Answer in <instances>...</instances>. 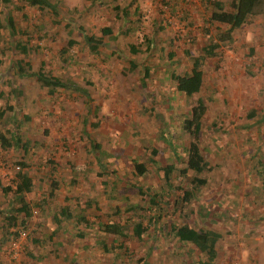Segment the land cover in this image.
Wrapping results in <instances>:
<instances>
[{
    "label": "rangeland",
    "instance_id": "374dc122",
    "mask_svg": "<svg viewBox=\"0 0 264 264\" xmlns=\"http://www.w3.org/2000/svg\"><path fill=\"white\" fill-rule=\"evenodd\" d=\"M58 7L61 12L55 16L50 11L39 14L23 0L6 4L0 0V84L6 81L0 85V107L13 109L3 130L12 131L18 120L22 136L19 149L0 150V161L7 165L0 166V207L9 206L13 194L3 196L2 188L13 186L21 172L16 168L23 161L37 179L34 192L25 197L33 211L47 195L52 179L62 185L56 199L45 206V214L31 218L30 238L20 240L14 251L11 242L0 246V264H134L126 261L123 249L117 250V259L115 248L121 238L102 235L99 222H118L130 228L134 238L123 244L134 261L147 255L149 264H188L172 236L154 235L156 218L162 227L187 224L220 232L214 264H264V181L260 174L264 172V122L255 124L259 115L247 118L253 111L264 110L263 14L235 30L232 41L220 43L218 56L203 66L201 92L187 98L176 91L172 73L188 71L191 57L200 53L201 46L217 41L228 30L210 23L202 0H59ZM263 8L264 2L259 11ZM9 17L23 35L11 37ZM78 27L83 30L76 31ZM106 28L116 39L106 37L100 55L74 47L68 55L77 59L75 65L65 61L68 55H60L70 38L82 41L84 34L102 37ZM28 37L29 48L36 49L25 57L31 61L32 71L41 69L46 75L71 81L78 91L69 86L50 94L35 77H17L12 63L19 54L14 45L17 40L27 42ZM132 46L138 48L137 54L132 53ZM133 60L137 63L134 68ZM145 68L150 70L148 77ZM199 98L207 106L202 154L214 169L206 175L208 184L202 192L195 193L189 207H182L180 198L188 185L180 181L182 189L173 187L174 197L163 168L176 166L175 179L184 161L179 164L176 160L164 132L169 129L176 151L185 158L188 136L182 132V121ZM51 159L57 163L55 171H50ZM152 159L157 163L152 165ZM134 162L146 163L149 172L133 175ZM170 183L174 184L171 177ZM147 189L156 197L162 189L166 192L159 217L160 211L148 203ZM66 198L70 201L64 203ZM135 204L142 208L139 213L128 210ZM63 206L73 215L85 209L87 222L76 227L75 220L69 221V232L54 237L60 240L55 244L50 234L59 227L52 216ZM3 219L0 215V226ZM139 221L146 228L141 239L133 233ZM78 231L84 238L75 237ZM33 236L43 238L44 245H35ZM102 238L107 250L97 244ZM185 248L197 260L202 259L197 249ZM29 252L39 260L29 259ZM13 254H17L15 258Z\"/></svg>",
    "mask_w": 264,
    "mask_h": 264
},
{
    "label": "trees",
    "instance_id": "16d2710c",
    "mask_svg": "<svg viewBox=\"0 0 264 264\" xmlns=\"http://www.w3.org/2000/svg\"><path fill=\"white\" fill-rule=\"evenodd\" d=\"M12 0H2L3 3H10ZM29 7L35 8L38 13L41 14L42 12L50 11L53 15L58 16L61 12L60 8L58 7L59 0H56L55 3H52L50 0H23ZM203 3L206 4L207 9L210 13V23L212 24H218L222 26H226L228 28L227 32L225 34H219L217 41L215 40H209L206 42L204 46H201L200 53L197 56H193L192 58V65L190 69L180 75H176L175 73H172L171 79L175 82L176 91L187 98H192L195 95L199 94L203 88L204 84V71L203 66L209 59H214L218 56V49L220 48V43H224L226 41H232V33L241 28L244 24H246L250 18H253L257 15L263 14L264 18V8L262 12L259 11L260 6H262L264 0H231L230 2H225L222 0H202ZM129 4L124 8L125 13L128 11ZM115 10H118V7L114 8ZM127 14V13H126ZM9 23V31L11 34V37L17 38L16 35H23L19 29L16 28L14 20L9 17L8 18ZM68 22V25H70ZM5 28L4 26H1V28ZM69 28V27H68ZM69 32H72V29H69ZM83 28H76V31H81ZM102 37H97L92 34L85 35L82 37V41L75 40L73 38H70L67 42L66 48L62 49L60 51V55L62 57L67 56L71 49L77 46H81L84 51H87L88 54L98 56L100 55L99 49L100 47L104 46L105 44V38L111 37V40L114 41L116 37L111 36L112 32L108 28L103 29ZM31 38L28 37L27 42H22L20 40H17L14 45V49L18 52L17 59L15 60L13 64V67L16 68V73L18 78H28V77H35V81L39 84L41 88L48 89L50 94L56 93L59 89H66L69 88V86L78 91V86L75 83H72L71 81H67L69 84H67L66 81H62L61 78H55L49 75H46L41 69L34 73L32 71V65L30 60H25V57L29 56L32 52H34L36 49L29 48V43L31 42ZM139 52L137 47L132 46V53L137 54ZM254 53V50H250V54ZM173 54H169V57L171 58ZM76 60L73 56L68 55L65 58V61L68 62V64L75 65ZM2 65V60L0 59V66ZM132 68L137 66V63L133 60L131 61ZM149 68H145V77H148L149 75ZM16 75V74H15ZM9 85V84H8ZM16 84L13 86V91L16 92ZM19 95H22V92H19ZM12 112L13 109L9 107H0V146L1 149L4 151L10 150V149H19L21 143H22V136L20 135L19 129L21 124L18 122V120H15V123L17 124L16 127L12 131H6L4 132V128L6 127L9 119V113ZM207 111L206 103L203 99L199 98L195 102V104L191 107L190 112L187 116L183 118L182 121V132L184 135L188 136V145L186 148H184L185 158L182 155H179L176 151V145L175 141L172 138L171 132L169 129H167L164 134L165 137H168L169 140V146L171 149L174 150V154L176 157V160L179 162V164L183 163L184 166L179 168L178 178L172 177V172L176 171V166L168 165L163 168V174L164 178L166 179V185L169 186L170 189H172L171 194L175 197V193L173 192V187L178 189H182V187L179 185L180 181L183 183L185 182L188 187L183 192L181 196V206L182 207H189V202L194 199L195 193H201L202 190L206 187L208 184V180L206 175L210 174L214 166H211L209 161L204 157L202 154V133L205 129L204 124V117ZM255 115H259L258 122H255V124H259L264 122V110L262 112L253 111L247 115V118L253 119ZM28 117H24V120H27ZM93 126H96L93 124ZM29 143V141H27ZM29 145V144H28ZM24 151L28 152L29 147H24ZM152 154L155 156L157 154L156 150L152 151ZM185 159V160H184ZM99 160V165L101 169H105V167L102 165V160ZM51 164V170L55 171L57 168V163L54 159H51L49 161ZM152 164H156L157 162L155 159H152L150 161ZM152 164V165H153ZM264 165V164H263ZM18 167H21V172L17 174V176L14 178L13 186H9L8 188H2V192L4 195L8 194V192H11L13 195H11V198L8 203V207H0V215L4 216V223L0 226V246H5L7 243H14L21 238V235L24 233L25 238H30L33 232L30 231V222L31 218L35 214L44 215L46 210H44L45 206L47 204L53 202L57 197V192L62 188L61 181L58 179H52L51 182L48 184L47 189V195L43 196L41 198V201L38 202L35 205L36 211H33V208L30 206V204L26 201L25 197L27 195H30L34 192L37 184L36 176L33 175L29 171V166L26 164V162L19 163ZM148 165L146 163L142 162H134L133 164V175L135 176H144L147 172H149ZM262 180L264 181V172H261ZM170 177L171 182L173 181L174 184L170 183ZM46 182V180L44 179ZM1 186V182H0ZM140 195H143V189H139ZM146 195L150 199L148 203L152 207H156V211H160L159 214H157V217L161 216L164 212L163 205L166 204L163 202V198L166 194V192L162 189L159 196H155V192H152V190L147 189ZM160 198V200L158 199ZM70 199L66 198L64 200V203L69 202ZM147 203V204H148ZM1 206V205H0ZM50 208V207H48ZM88 208L87 204L85 205V209ZM82 210V212L79 215H73L71 209L68 206H63L60 208L59 211L53 214L52 220L58 225L59 228H56L52 230L50 234V240H55L54 237H59L60 234L67 233L69 230H66L67 224L71 220H75L76 227L83 222L86 221V216L83 214L86 210ZM128 210L133 211L134 213H139L142 208L140 205H132L128 208ZM157 219V218H156ZM155 219V233L154 235H157L159 232L163 237L167 238L172 236V240L175 241L176 244L181 245L179 247L180 252H182L184 255L187 256L188 264H214L217 255H218V244L220 243L222 239V235L220 232L212 229H202V228H194L190 227L187 224L178 225V224H172L169 227H162L158 226V221ZM64 221V224L62 225L61 222ZM154 221V220H153ZM101 228V234H114L117 237H120V244L118 248H115V255L117 256V259L120 258V254L117 253V250H124V253L127 257L128 262H135L134 264H149L147 261V255L145 257H140L136 261H134L132 257V253H128L127 255V248L124 247V244L128 239H133V234H129L130 228L127 226H121L118 222L116 223H98ZM135 230H133V233L137 238L141 239L142 236L146 233V228L143 226L142 221L135 222ZM158 226V227H157ZM61 228V232H60ZM167 229V233H163V231ZM30 231V232H29ZM152 234V236L154 237ZM84 233L81 231H78V233L75 235V237L82 239L84 238ZM32 241L35 245H44L43 238L33 236ZM55 244H59L60 240H55ZM97 244H101L105 246L104 239H100L97 241ZM188 245L192 248L197 249L201 255L202 259L197 260L193 257V254L191 251H187L185 246ZM183 247V248H182ZM106 249V246H105ZM107 250V249H106ZM29 259L31 260H39L38 257L33 255L32 252L28 253ZM150 255V253L148 254ZM117 261V260H116ZM125 262V261H124ZM127 263V262H125ZM27 264V263H24ZM119 264H124L123 262Z\"/></svg>",
    "mask_w": 264,
    "mask_h": 264
},
{
    "label": "built area",
    "instance_id": "2783aa9c",
    "mask_svg": "<svg viewBox=\"0 0 264 264\" xmlns=\"http://www.w3.org/2000/svg\"><path fill=\"white\" fill-rule=\"evenodd\" d=\"M160 1H165V0H160ZM0 150H1V148H0ZM0 166L3 167V169H4V168H6L7 165H6L5 163H3V162L0 161ZM16 169H17V171H20L21 168L18 167V168H16ZM4 174H5V173H4ZM24 238H25V234L23 233V234L21 235V238H19L18 241L14 242V243H11L12 251H14V250L18 247V245H19V241H20V240H23ZM16 255H17V254H13V257L15 258Z\"/></svg>",
    "mask_w": 264,
    "mask_h": 264
},
{
    "label": "crops",
    "instance_id": "0c3cea01",
    "mask_svg": "<svg viewBox=\"0 0 264 264\" xmlns=\"http://www.w3.org/2000/svg\"><path fill=\"white\" fill-rule=\"evenodd\" d=\"M4 82H6V81H3V80H2L0 85H1V86L4 85ZM5 86H8V83H5Z\"/></svg>",
    "mask_w": 264,
    "mask_h": 264
}]
</instances>
